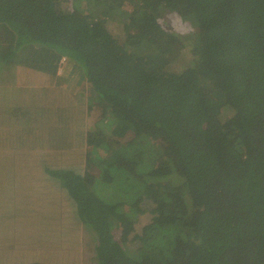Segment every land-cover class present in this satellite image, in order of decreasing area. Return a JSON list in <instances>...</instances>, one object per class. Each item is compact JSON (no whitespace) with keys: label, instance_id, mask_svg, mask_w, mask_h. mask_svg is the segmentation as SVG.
I'll use <instances>...</instances> for the list:
<instances>
[{"label":"trees","instance_id":"1","mask_svg":"<svg viewBox=\"0 0 264 264\" xmlns=\"http://www.w3.org/2000/svg\"><path fill=\"white\" fill-rule=\"evenodd\" d=\"M61 62L84 117L13 142L79 159L43 167L89 264H264V0H0V74Z\"/></svg>","mask_w":264,"mask_h":264},{"label":"rangeland","instance_id":"2","mask_svg":"<svg viewBox=\"0 0 264 264\" xmlns=\"http://www.w3.org/2000/svg\"><path fill=\"white\" fill-rule=\"evenodd\" d=\"M167 20L170 24L169 26L176 27L181 32H188L189 25H191L187 20H183L178 16L168 15ZM63 68L64 63L61 62L57 70L58 76L64 75ZM32 72L34 71H31V74H33ZM78 80L79 75L78 79L74 77L75 83ZM43 82V79L38 80L37 84ZM63 92L64 89L61 92L59 90L58 92H53V100H57V107L63 108V116H71V114H67L70 110L65 109L66 104L63 102L67 98L63 95ZM78 92L77 87H74L71 94L81 99ZM77 93L78 96L76 95ZM58 96L62 99V102ZM33 98V96L30 97V102L33 101ZM71 99L76 100L74 97ZM22 107L23 105L11 99L10 104L6 106L11 111L21 110ZM35 108L42 109L37 103L31 104V109ZM36 115L39 114L31 111L14 115V118L10 119L11 134L14 135L20 128L25 131L27 127L28 130L22 136H26L28 140L33 139L34 136L32 135L38 132H50L48 129L51 126H47L49 123L47 125L44 124V129H41L40 125H36L38 120H42L44 123L50 122V124L58 122L54 118L36 120V118H33ZM39 116H46V113H42ZM28 123H34L35 126H29ZM66 123V126L74 125L70 118ZM52 131L54 132L56 129L51 128L50 132L55 137ZM64 138L65 135L61 137V139ZM53 154L56 157H54L53 161L48 162L49 166L47 167H67L69 166L68 164L72 167L79 161L77 157L67 160L66 156L61 153ZM26 156L30 157V159L24 158L21 154L9 156L8 153H3L0 156V176H7L10 173L15 175L25 174L24 162L26 165H32L33 168L36 167L37 163L32 156L27 154ZM24 179L20 175L8 179L9 185L13 186V193L9 189L5 188V190L13 194L12 199H8L9 195L5 193L0 195V264H28L30 262L42 264H89V261L92 260L93 240L92 237L87 236L85 228L78 222L74 205L70 200V202L67 201L66 193L63 190H53L51 195L44 197L43 194L46 188L42 184L17 183V181H24ZM2 191L0 184V193ZM48 200L51 202H44ZM128 231L129 229L124 227L122 233L126 234Z\"/></svg>","mask_w":264,"mask_h":264},{"label":"crops","instance_id":"3","mask_svg":"<svg viewBox=\"0 0 264 264\" xmlns=\"http://www.w3.org/2000/svg\"><path fill=\"white\" fill-rule=\"evenodd\" d=\"M33 74H31L30 68H23L18 67L16 70H14L13 76L6 77L4 74H0V156H2L3 153H8L9 156H13L16 154L23 155L24 158L30 159V157H27V155L32 156L33 160L37 163L36 167L33 168L32 165L28 164L26 165V171L25 174H13L10 173L7 176H0V184L2 186L3 191L0 193L7 194L9 197L8 199H12L13 196V186L10 184L8 179L13 176H23L25 179L17 181V183H40L46 188V191L44 192L43 196L51 195V192L53 190H63L57 183H55L50 176L47 174L48 169L44 168L45 162L53 156V153H49V155L42 152V150L36 149V151H30V152H36L30 154L29 152L25 151L23 149L22 144L23 142H19L18 146H14V140H13V134H11V127H10V119L14 118V115L17 113L22 112H35L36 114H42L46 113V116H33V118L38 119H51L54 118L56 120L57 114L49 115L52 113H61L63 112V108L57 107L56 104L57 100H53V92H61L62 89H64L65 97L67 98L65 102V109L70 110L67 114H71L69 117L74 124H76L78 119H82L84 117V110L86 111L87 107V96L86 93L88 87L83 85V78L82 75L79 73L80 69L77 68V66H72L71 69H69L67 72H65L64 75L58 76L57 72L56 75H46L44 73L36 72L33 70ZM79 80L76 83L74 82V77H77ZM33 77V79H31ZM42 77V78H41ZM44 80L43 83L37 84L38 80ZM68 85V86H67ZM67 86V87H66ZM77 87V90H79L80 98H77L75 96H72L71 92L73 88ZM58 88V89H57ZM78 93L76 94L78 96ZM33 96V101L30 102V97ZM72 97L76 98V100L71 99ZM59 98V96H58ZM10 99L12 101L18 104L23 105L21 110H9L6 108L10 104ZM48 99V101H47ZM62 102V99L59 98ZM37 103V105L41 106L42 109L35 108L31 109V104ZM49 104V105H47ZM5 105V106H4ZM56 110V111H55ZM55 111V112H54ZM69 121V120H68ZM41 129H44L41 127ZM47 129V128H46ZM45 131V130H44ZM51 132V129H49ZM48 133V132H47ZM21 145V146H20ZM31 158V159H32ZM2 160V158H1ZM9 189L11 192H8L5 190ZM65 192V191H64ZM67 201L70 200V198L67 196ZM24 200V198H22ZM71 201V200H70ZM69 201V202H70ZM9 202V201H8ZM44 202H51L50 200L44 201ZM10 203V202H9ZM1 247V246H0ZM33 263V262H30Z\"/></svg>","mask_w":264,"mask_h":264}]
</instances>
